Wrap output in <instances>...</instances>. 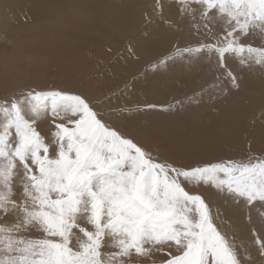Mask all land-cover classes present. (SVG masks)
Returning <instances> with one entry per match:
<instances>
[{
    "label": "rangeland",
    "instance_id": "1",
    "mask_svg": "<svg viewBox=\"0 0 264 264\" xmlns=\"http://www.w3.org/2000/svg\"><path fill=\"white\" fill-rule=\"evenodd\" d=\"M151 1L142 27L153 36L157 27L177 33L171 51L152 62V76L140 73L136 80L158 88L154 118L165 116L164 107L182 114L183 104L208 116L242 103L236 98L250 90L264 99V0ZM130 38L128 32L122 48L115 42L118 52ZM8 40L0 36V264H238L236 257L241 264H264V142L232 145L206 165L211 189L233 204L235 218L214 215L200 183L191 190L184 184L185 177L204 179L196 169L170 170L146 144L110 127L106 141L103 110L74 86L59 83L46 91L29 83L50 74L34 67L48 58L19 57ZM70 59L87 83L110 81L131 65L107 54L95 59L84 49ZM206 69L209 75L192 77ZM190 78L196 85L178 89ZM170 90L179 91L180 106L170 103ZM262 110L264 100L255 113L261 127ZM118 142L123 155L114 157ZM94 143L110 148L96 150ZM160 171L173 184L169 200L145 189L163 184Z\"/></svg>",
    "mask_w": 264,
    "mask_h": 264
},
{
    "label": "bare ground",
    "instance_id": "2",
    "mask_svg": "<svg viewBox=\"0 0 264 264\" xmlns=\"http://www.w3.org/2000/svg\"><path fill=\"white\" fill-rule=\"evenodd\" d=\"M151 2V0L148 2L144 0H0L1 35L9 39L7 43L12 42L10 47L19 57H25L24 55L47 56L46 65H35L34 67L38 72L50 74L43 79L36 75L33 78L38 77L41 80L33 79L29 83L44 87L42 90L46 91L60 83L74 86L75 91L85 93L95 109L103 110L101 114L107 126L104 131L106 141L110 134L108 132L110 127L112 130H117L120 136H132L136 139L132 141L138 142L136 144L139 146L146 144L143 148L146 151H153L154 158L162 161V164L167 165L170 170L176 167L174 169L178 168V172L185 174L186 169H196V173L204 179L185 177V186L190 189L198 181L197 183H200L198 190L207 203H210L212 213L222 214L228 220H232L235 218L233 204L222 200L217 189H211L213 187L208 181L211 173L204 170L209 162L212 163L217 157L228 153L229 149L233 148L232 145L252 143L254 144L252 147H255L264 142L263 124L262 127L255 124L256 110L264 99H261L255 91L250 90L236 98L241 99L242 103L236 106H232L231 103L227 104L221 107L220 112L216 110L208 116L192 114L198 107L183 104L182 114L170 115V110L164 107L165 116L154 118V114L160 112L159 105L157 108L153 107L154 95L158 97V88L154 87V84L141 87L136 80L139 79L140 73L152 76V70H150L152 62L158 55L164 56L171 51V45L174 44L173 38L177 36L175 35L177 33L171 32L173 33L171 34L169 31L166 33L157 27L158 35L153 36L151 28L142 27L146 12H148L147 7ZM105 22L110 23L111 27L107 28ZM128 32L132 33L130 45L122 49V52H118L115 42L121 48L124 47ZM229 35L232 36V34ZM81 49L88 50L95 59H100L107 54L109 60L116 57L119 63L131 65L128 69H119L110 81L92 82L89 80L87 83L85 79L78 77L79 74L74 70L76 65L68 61ZM70 64L73 66H68ZM51 65L59 69L55 70ZM45 66L49 67L46 69ZM90 75L96 76L92 73ZM205 75H209L208 69L204 72H194L192 77L203 78ZM41 82L43 83L40 84ZM191 84L196 85L191 78L181 81L178 89L191 86ZM167 94L171 96L170 103L180 106L182 103L180 100L183 101V98L179 95V91L170 90ZM190 94L188 93V96ZM165 97V95L160 96L161 99ZM130 99L134 100L129 101ZM185 107L188 109L183 111ZM250 120H252V126ZM112 141L108 143L114 144ZM108 143L107 146L102 145L103 143L97 146V143H94L91 148L104 150L108 147ZM118 143H115L117 145L112 150L108 149L110 146L107 148L111 150L114 157L120 156L123 152L120 153L122 144ZM238 148L237 146L235 149ZM164 174L168 175V172L160 171L159 178L157 177L160 179L162 176L158 183L161 181L164 186L163 184L160 187L155 185L152 189V186L148 188L145 185L147 186L145 189L151 192L154 190V197L162 194L165 199L167 198L166 200H169L170 192L174 191H171L170 187L173 184ZM142 190L144 189L138 191L141 196L144 194ZM210 239L211 236L206 235V240ZM226 244L229 250L232 249L228 243ZM232 251L231 253L234 252ZM236 259L237 263H240L238 257Z\"/></svg>",
    "mask_w": 264,
    "mask_h": 264
}]
</instances>
